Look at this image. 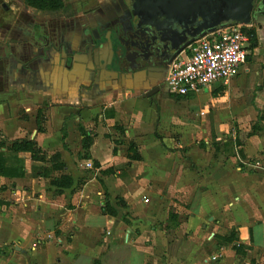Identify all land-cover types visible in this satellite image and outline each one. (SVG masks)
Listing matches in <instances>:
<instances>
[{
    "label": "crops",
    "instance_id": "0c3cea01",
    "mask_svg": "<svg viewBox=\"0 0 264 264\" xmlns=\"http://www.w3.org/2000/svg\"><path fill=\"white\" fill-rule=\"evenodd\" d=\"M106 1L65 0L50 12L22 0H0V152L9 154L14 140L35 139L47 156L60 153L63 172L73 179L70 188L60 189L48 178L32 177L33 166L49 163L17 153L23 175H0V264H264V119L259 131L247 135L259 112L264 115V65L253 72L259 82L248 105L225 99L246 85L247 76L204 89L211 95L231 83L220 110L214 104L219 99L209 97L215 107L212 127L207 124L212 144L152 141L140 153L139 144L129 141L141 156L131 160L123 140L131 138L132 129L123 127L122 133L115 121L137 115L139 105L161 92L147 97L146 83L117 81V73L95 78L104 49L91 48L90 37L104 23L88 11ZM248 62L241 73L252 75L256 64ZM169 94L168 104L193 101ZM39 110L43 123L37 131ZM231 123H237L234 130ZM229 132L241 142L223 155ZM86 136L92 139L87 151ZM165 148L173 154L187 149L183 154L202 169L181 171L184 163L177 162L162 177L151 166L135 170L137 163L161 167ZM105 201L116 215L102 212Z\"/></svg>",
    "mask_w": 264,
    "mask_h": 264
},
{
    "label": "flooded vegetation",
    "instance_id": "af4514ba",
    "mask_svg": "<svg viewBox=\"0 0 264 264\" xmlns=\"http://www.w3.org/2000/svg\"><path fill=\"white\" fill-rule=\"evenodd\" d=\"M226 5V0H110L97 4L88 11L92 19L104 23L90 37L91 48L104 49L99 66L93 69L95 78L103 72L117 73V81L146 83L148 89L143 93L153 97L164 90L173 60L208 30L232 22L224 20ZM249 19V29L257 37L264 36V0H252ZM154 40L159 41L158 48L152 46Z\"/></svg>",
    "mask_w": 264,
    "mask_h": 264
},
{
    "label": "rangeland",
    "instance_id": "374dc122",
    "mask_svg": "<svg viewBox=\"0 0 264 264\" xmlns=\"http://www.w3.org/2000/svg\"><path fill=\"white\" fill-rule=\"evenodd\" d=\"M258 39V50L254 49L253 53L251 54V60L252 63L248 62V66L252 67L251 64H256V68H251V74H244L243 72L239 73L236 77L238 79H242L244 76H247V83L244 87L240 88L239 90H236L234 93H227V95L223 92L225 89L229 88L231 86V83L228 86H223L221 89L211 93L204 92V88L201 89L198 92H191L186 96H190L193 101H187L180 104H168L165 103L166 98V92L167 90L164 89L166 92L164 93L161 91L160 94L156 95L155 98L151 99L150 101H145V103H142L139 105L140 112L136 113L137 115H130L128 118H120L118 117V120L115 121L116 128L120 130L123 133V127L129 126L131 130V138H126L123 140L125 143V146L128 145L129 141H135L138 145V149L141 153V149L144 148V146L150 145L152 141H158L161 144H169L172 146L175 141L183 139L185 144L186 143H197L201 144V142H207L212 144V135L208 134V127L207 124L211 126L213 124V120L215 118L214 115V109L215 107H212L209 100V97L212 98H218V101H215V105L217 106L216 109L222 106L224 103V100L230 99L232 100L236 105H240L241 103H246L247 105L254 99L255 91L257 82H259L258 75H255L253 72L255 70H260L261 66L264 65V36L260 33V35L257 37ZM260 66V67H259ZM264 68V67H263ZM262 69V68H261ZM245 78V77H244ZM261 82V79H260ZM216 85V84H215ZM213 87V85H209L208 88ZM168 93V92H167ZM226 95V98L223 97ZM213 105V104H212ZM219 106V107H218ZM133 109V108H132ZM135 109V108H134ZM133 109V110H134ZM126 109L123 108L121 114L125 115ZM161 112L163 115H161ZM176 114V115H173ZM174 116V118H173ZM221 119H224L223 117H220ZM91 121L94 122V124L99 123L98 118L94 119V117H91ZM233 121V120H232ZM104 123V122H102ZM79 125V124H78ZM192 126V127H191ZM237 126V123L232 124L231 128H234ZM191 129H190V128ZM212 127V126H211ZM238 132V131H237ZM232 132L227 133V136L229 135L228 142L223 147V155H231L236 151L237 149H234L233 144L235 141L241 142L240 140L245 137V132L237 133L239 134V139L237 137V140L233 139ZM236 134V135H237ZM120 139V138H119ZM223 139V138H222ZM2 140V138H1ZM138 142V143H137ZM236 143V142H235ZM101 151L100 155L101 157H104L106 147L102 146L99 149ZM187 149H180L178 154H173L174 150L171 148H165L164 154L166 155V158L163 160L164 163L160 164L161 167L158 168V166L153 165V163H137L135 166V170L138 172H147L149 171V167L151 166L154 169V175H158L162 177V172H169L172 171L173 167L177 166V162H183L184 163V170L179 166L177 168L178 171H199V168H201V165L195 164L192 165L191 158L187 157L188 155H184ZM213 154V147L210 148L209 153L207 155ZM162 158V156H161ZM199 161H201V158H198ZM244 162V161H240ZM176 163V164H175ZM256 163V162H255ZM254 163V164H255ZM262 163H260L257 166H260ZM124 168L123 170H125ZM91 170V169H88ZM114 170V169H113ZM202 171V170H201ZM171 208L173 206L171 205Z\"/></svg>",
    "mask_w": 264,
    "mask_h": 264
},
{
    "label": "built area",
    "instance_id": "2783aa9c",
    "mask_svg": "<svg viewBox=\"0 0 264 264\" xmlns=\"http://www.w3.org/2000/svg\"><path fill=\"white\" fill-rule=\"evenodd\" d=\"M249 24L225 23L195 40L169 65L164 79L168 93L186 96L209 85H225L246 66L253 50ZM218 255L210 257L216 261Z\"/></svg>",
    "mask_w": 264,
    "mask_h": 264
},
{
    "label": "trees",
    "instance_id": "16d2710c",
    "mask_svg": "<svg viewBox=\"0 0 264 264\" xmlns=\"http://www.w3.org/2000/svg\"><path fill=\"white\" fill-rule=\"evenodd\" d=\"M25 5L38 10V11H57L62 8L65 0H22ZM246 33L250 37V48L252 50L256 49L258 46V39L253 30L246 29ZM169 97L175 100H181L184 97L169 94ZM264 119V115L259 112L257 120L252 124L251 131L248 132V136L254 135L256 131L260 130V121ZM43 123V114L39 110L36 116V126L37 131L42 130ZM66 132L62 131V140L64 141ZM92 143L90 136H86L82 141V148L87 151ZM4 143L1 142L0 146H3ZM9 154L5 152H0V175L3 176H22L24 170L22 167H19L17 164V153L27 152L30 154L32 161H38L42 163H49L48 166H33L31 168L32 177H44L49 179V183L57 188H70L73 185V179L70 174L64 173L65 164L61 160L59 152H54L51 155L47 156L46 152L43 151L37 144L35 139L22 138L14 140L6 148ZM14 156V157H13ZM128 158L131 160H140L141 156L137 150L135 143L130 142L128 145ZM15 160V163L13 162ZM55 171H62L59 174H55ZM102 212L104 214L116 215V210L108 203L104 202ZM232 237L229 235L227 237L228 241H232ZM242 247L241 244L234 245V248L239 251Z\"/></svg>",
    "mask_w": 264,
    "mask_h": 264
},
{
    "label": "water",
    "instance_id": "95a60500",
    "mask_svg": "<svg viewBox=\"0 0 264 264\" xmlns=\"http://www.w3.org/2000/svg\"><path fill=\"white\" fill-rule=\"evenodd\" d=\"M233 1L236 2L235 7L233 5ZM251 3H252V0H226L227 5H226L225 11L228 13V16L226 18H224V20L225 21L230 20L232 22L241 23V24H248L250 22L249 10L251 7ZM223 25L224 24L216 26L215 28H212V29L208 30L207 32L212 31V30H214L218 27H221ZM116 30H118V29H116ZM152 43H153L152 44L153 47H155V48L159 47L158 46L159 41L154 40ZM158 90L159 89H156V91H158Z\"/></svg>",
    "mask_w": 264,
    "mask_h": 264
}]
</instances>
